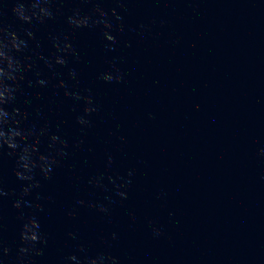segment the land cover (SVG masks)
I'll list each match as a JSON object with an SVG mask.
<instances>
[{
    "label": "water",
    "instance_id": "water-1",
    "mask_svg": "<svg viewBox=\"0 0 264 264\" xmlns=\"http://www.w3.org/2000/svg\"><path fill=\"white\" fill-rule=\"evenodd\" d=\"M0 264H264V0H0Z\"/></svg>",
    "mask_w": 264,
    "mask_h": 264
}]
</instances>
